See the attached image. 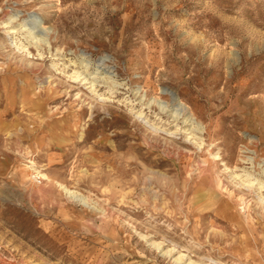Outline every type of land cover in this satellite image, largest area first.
<instances>
[{
  "label": "rangeland",
  "instance_id": "obj_1",
  "mask_svg": "<svg viewBox=\"0 0 264 264\" xmlns=\"http://www.w3.org/2000/svg\"><path fill=\"white\" fill-rule=\"evenodd\" d=\"M0 264H264V0H0Z\"/></svg>",
  "mask_w": 264,
  "mask_h": 264
},
{
  "label": "bare ground",
  "instance_id": "obj_2",
  "mask_svg": "<svg viewBox=\"0 0 264 264\" xmlns=\"http://www.w3.org/2000/svg\"><path fill=\"white\" fill-rule=\"evenodd\" d=\"M36 33V32H35ZM34 32H32V34H35ZM40 34V33H39ZM38 37V36H37ZM39 42V41H38ZM89 62V61H88ZM101 64V63H100ZM89 65H90V63H89ZM86 66H88L87 64L86 65H84V67H86ZM99 67H100V65H99ZM102 68H104V67H102ZM99 71V70H98ZM83 72V71H82ZM110 73V72H109ZM80 74V73H79ZM96 75H97V73H96ZM100 77V76H99ZM86 78V77H85ZM92 80H94V78H92ZM101 81L102 82H104V83H106V84H108L109 82L110 83H112V84H115V81L112 79V76H110L109 75V77H102L101 78ZM115 87V86H114ZM159 103H157V105H158ZM178 111L180 112V111H182L183 113H184V108H183V106L179 109L178 108ZM178 112V113H179ZM185 121H187V122H191V124L192 123H194V121L192 120V117L191 116H188V117H186V119H185ZM68 195V194H67ZM68 197V196H67ZM69 197H71V196H69ZM77 198L78 200H80L83 204H86V205H88L89 206V204H88V202H86L85 200H84V198H82V197H79V196H76V195H74L73 196V198ZM74 201V200H73ZM76 201V200H75ZM97 209V208H96Z\"/></svg>",
  "mask_w": 264,
  "mask_h": 264
}]
</instances>
